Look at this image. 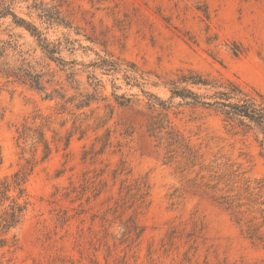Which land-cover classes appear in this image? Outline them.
Wrapping results in <instances>:
<instances>
[{"label":"rangeland","instance_id":"rangeland-1","mask_svg":"<svg viewBox=\"0 0 264 264\" xmlns=\"http://www.w3.org/2000/svg\"><path fill=\"white\" fill-rule=\"evenodd\" d=\"M9 1L56 52L0 20V63L43 83L0 74V264H264L263 135L166 84L190 68L264 95V0Z\"/></svg>","mask_w":264,"mask_h":264},{"label":"trees","instance_id":"trees-1","mask_svg":"<svg viewBox=\"0 0 264 264\" xmlns=\"http://www.w3.org/2000/svg\"><path fill=\"white\" fill-rule=\"evenodd\" d=\"M2 0L0 1V20L11 16L12 22L19 27H22L30 32V34L37 38L38 42L43 43V49L48 52V54H53L56 52L55 47H50L49 43L46 42V38L42 36L40 30L28 22L26 19L18 16L15 12L11 10L10 1ZM50 47V48H49ZM0 74L6 79L11 77L18 80L20 83H28L29 86L35 89L43 88V83L41 75L35 72L30 66L26 68L15 67L8 64L7 62L0 63ZM102 65L110 66V70L116 69L115 63H108L103 60ZM125 71H130L131 73L134 68H125ZM131 73L125 74V78L130 81L134 79ZM182 83V86L180 84ZM166 84L171 85V95L174 97L182 98V101L186 103H191L195 105H200L208 108H212L217 115L221 117V120L225 125L231 126L232 128L238 129L247 133L254 132L256 135L262 134V139L259 140V144L264 150V95L258 91H249L242 88L238 83L232 80L220 81L216 78H211L209 76H204L200 72L194 69H185L180 72L177 79L170 80ZM204 89L205 91L211 90L212 93L208 94L206 92L200 93L198 90ZM125 101L130 98H125L121 96ZM86 99V100H85ZM123 103V102H120ZM90 104V100L87 97L76 104V108L87 107ZM151 132H156L157 126L150 125ZM47 148V147H46ZM264 155V152H263ZM2 160L1 149H0V163ZM15 179L13 180L14 189H18L19 194L24 192V188L21 186L24 182V177H20L15 174ZM10 184L7 181L1 183L0 193L6 194L9 190ZM249 188L247 184L246 189ZM229 206H232L231 201L225 200ZM260 205L263 202L259 203ZM239 206V205H238ZM25 206L18 203L16 200H12V205L8 212L2 218L3 227L9 229L14 226L20 219ZM263 211V209H261Z\"/></svg>","mask_w":264,"mask_h":264}]
</instances>
